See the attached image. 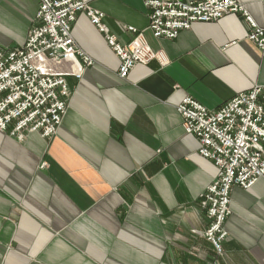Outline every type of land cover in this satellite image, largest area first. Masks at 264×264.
<instances>
[{"label": "crops", "instance_id": "obj_1", "mask_svg": "<svg viewBox=\"0 0 264 264\" xmlns=\"http://www.w3.org/2000/svg\"><path fill=\"white\" fill-rule=\"evenodd\" d=\"M85 1L119 43L129 44L134 28L167 64H138L121 80L104 35L78 15L74 40L95 65L67 78L58 133L20 140L0 131V264H264V180L232 189L218 254L200 205L217 168L177 111L189 97L215 111L264 89V54L248 25L229 14L156 39L143 0ZM237 1L264 28V0ZM39 7L0 0V49L25 44Z\"/></svg>", "mask_w": 264, "mask_h": 264}, {"label": "built area", "instance_id": "obj_2", "mask_svg": "<svg viewBox=\"0 0 264 264\" xmlns=\"http://www.w3.org/2000/svg\"><path fill=\"white\" fill-rule=\"evenodd\" d=\"M149 10V30L156 39H176L195 23L217 22L229 14L248 25L247 39L264 54V28L237 0H143ZM85 13L120 60L118 77L127 80L138 64L167 60L152 50L144 35L127 45L108 31L104 14L85 0H40L35 25L25 44L0 49V131L23 140L28 134L54 137L66 115L71 96L67 78L81 80L94 66L91 56L74 40L72 28ZM185 134L199 141V154L217 168L215 181L201 196L200 205L209 225L204 233L218 252L228 237L225 223L231 215L234 187L251 189L264 180V89L255 87L235 96L218 110H208L193 98L177 108Z\"/></svg>", "mask_w": 264, "mask_h": 264}]
</instances>
